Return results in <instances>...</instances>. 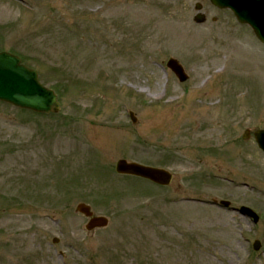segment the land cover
I'll use <instances>...</instances> for the list:
<instances>
[{
	"label": "rangeland",
	"instance_id": "rangeland-1",
	"mask_svg": "<svg viewBox=\"0 0 264 264\" xmlns=\"http://www.w3.org/2000/svg\"><path fill=\"white\" fill-rule=\"evenodd\" d=\"M1 50L38 70L62 110L0 101V264H264V154L242 138L264 127L250 27L210 0H0ZM119 158L174 180L121 175ZM83 201L107 227L86 230Z\"/></svg>",
	"mask_w": 264,
	"mask_h": 264
},
{
	"label": "water",
	"instance_id": "water-1",
	"mask_svg": "<svg viewBox=\"0 0 264 264\" xmlns=\"http://www.w3.org/2000/svg\"><path fill=\"white\" fill-rule=\"evenodd\" d=\"M212 1L220 7H231L240 21L249 23L264 41V3L262 4L263 8L259 9L261 13H257L256 10L252 12L246 7L238 9L232 4V0ZM200 7L198 6V8ZM196 19L197 21H202L204 17L199 14ZM168 65L175 71L181 81L187 79L184 69L175 59H171ZM0 100L37 111L49 112L59 109L56 95L39 84L37 72L21 65L17 57L6 53L0 54ZM256 140L264 150V130L256 132ZM117 171L146 177L161 184H167L171 180V175L165 170L128 163L125 160H120L117 163ZM78 210L86 216L93 215L90 207L85 204H80ZM241 211L248 215H253L248 208L244 207ZM106 224L107 219L105 217H92L87 228L92 229Z\"/></svg>",
	"mask_w": 264,
	"mask_h": 264
}]
</instances>
